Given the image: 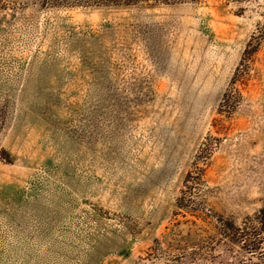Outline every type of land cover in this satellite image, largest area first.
<instances>
[{"label": "rangeland", "instance_id": "374dc122", "mask_svg": "<svg viewBox=\"0 0 264 264\" xmlns=\"http://www.w3.org/2000/svg\"><path fill=\"white\" fill-rule=\"evenodd\" d=\"M262 208L264 0H0V264H197Z\"/></svg>", "mask_w": 264, "mask_h": 264}, {"label": "trees", "instance_id": "16d2710c", "mask_svg": "<svg viewBox=\"0 0 264 264\" xmlns=\"http://www.w3.org/2000/svg\"><path fill=\"white\" fill-rule=\"evenodd\" d=\"M212 231L210 241L200 243L192 253L197 264H264V208L240 226L218 218ZM237 256L242 257L238 263Z\"/></svg>", "mask_w": 264, "mask_h": 264}]
</instances>
